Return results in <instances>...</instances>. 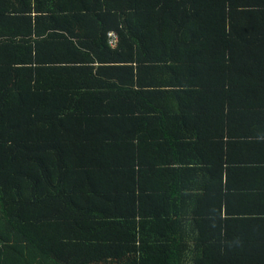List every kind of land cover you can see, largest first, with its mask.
Masks as SVG:
<instances>
[{"label": "trees", "instance_id": "16d2710c", "mask_svg": "<svg viewBox=\"0 0 264 264\" xmlns=\"http://www.w3.org/2000/svg\"><path fill=\"white\" fill-rule=\"evenodd\" d=\"M0 264H264V0H0Z\"/></svg>", "mask_w": 264, "mask_h": 264}, {"label": "built area", "instance_id": "2783aa9c", "mask_svg": "<svg viewBox=\"0 0 264 264\" xmlns=\"http://www.w3.org/2000/svg\"><path fill=\"white\" fill-rule=\"evenodd\" d=\"M109 37H110V39H111V41H112V43H113V41H114V37H113L112 35H110Z\"/></svg>", "mask_w": 264, "mask_h": 264}]
</instances>
